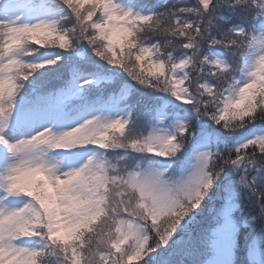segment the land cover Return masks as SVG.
<instances>
[{"label":"snow or ice","instance_id":"snow-or-ice-1","mask_svg":"<svg viewBox=\"0 0 264 264\" xmlns=\"http://www.w3.org/2000/svg\"><path fill=\"white\" fill-rule=\"evenodd\" d=\"M0 264H264V0H0Z\"/></svg>","mask_w":264,"mask_h":264},{"label":"trees","instance_id":"trees-1","mask_svg":"<svg viewBox=\"0 0 264 264\" xmlns=\"http://www.w3.org/2000/svg\"><path fill=\"white\" fill-rule=\"evenodd\" d=\"M135 101H136V97H133L132 98V103H135ZM247 210V209H246ZM243 247V241H241V248ZM234 259H236V260H242L243 259V252L241 251V252H238L235 256H234Z\"/></svg>","mask_w":264,"mask_h":264}]
</instances>
